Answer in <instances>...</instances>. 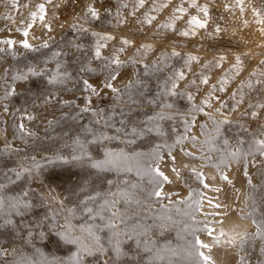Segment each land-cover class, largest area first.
<instances>
[{"label": "rangeland", "instance_id": "rangeland-1", "mask_svg": "<svg viewBox=\"0 0 264 264\" xmlns=\"http://www.w3.org/2000/svg\"><path fill=\"white\" fill-rule=\"evenodd\" d=\"M44 2L45 0H0V40L10 38L16 42L15 49L8 45H0V49H3L0 51V183L4 184V188L0 191L11 198L27 190L29 198L34 203L43 192L48 197V203L51 204V208H48L37 203L33 214L25 218V223L35 221L37 217L42 218L46 213L50 216L58 209L55 201L51 199L52 195H55L56 199H65L66 206L72 208L78 198L83 199L88 194L105 195L109 189L115 191L113 185L97 183L94 186L95 191L92 186H89L85 192L77 189L78 195L71 196L68 190L76 186L83 170L73 164H64L55 160L57 155H68L75 151L73 139L82 134L80 125H91L95 117L89 112L79 114V120L72 119L69 114L74 113V109L65 107L55 100L45 104L43 98L52 91L59 100H68L82 108L85 97L89 95L82 86L69 83L65 91H60L59 86L45 87L43 77L30 78L24 87H20L21 82L11 79L17 70H25L26 66L44 65L54 69L53 54L68 49L69 41L76 40L74 30L67 25L77 18L85 28L89 29L88 33L80 35L78 42L89 48L97 39L91 35L93 31L116 37L115 40L101 41L108 44L106 49H102V54L105 56L114 54L120 47L119 41L123 38L134 42L124 46L125 51L120 54V58L121 60L134 58L140 63L120 69L122 75L115 82L116 87L120 89H123L130 79L135 78L137 71L143 73L144 64L149 66V75L143 79L148 85L147 90L152 94L158 91V83L163 82L166 76L174 77L176 72L184 71L187 79L178 81L177 91L190 93L194 100L189 101L184 95L172 97L171 100L174 102L176 111L189 118L195 117L196 124L191 127V134L201 141L205 138L201 125H206L210 132L214 131V128L211 119L204 113L195 111L193 105L197 108H205L206 112L219 119L216 109H222L228 113L233 105L239 104L237 111L229 113L233 123L226 126L225 135L231 142L229 150L235 146L236 139H243L245 144L242 147L247 151L253 134L260 137V133L264 132V109L251 107L264 104V83L256 84L257 80L264 81V23L259 22L264 19V0H243L245 9L243 12L236 6V0H196V3L200 5L210 4V19L207 28L200 29L196 36L188 37L179 35L181 31L188 29L187 21L194 15L203 17L197 8L190 7L192 0H145L143 7L138 6V0H95L101 12L99 22L89 21L84 16L87 5L93 0H53L52 4L46 5L48 14L45 19V23L52 25V31L47 32L37 20L35 26L30 28L28 36L29 43L39 46L47 40L49 47L39 48L38 51L21 48L20 41L24 39L21 30L31 23L30 13L37 10L36 6L39 3ZM56 4L60 6L55 7ZM125 4L127 8L123 7ZM165 4L167 7L163 6ZM180 5L187 10L186 13L175 11ZM105 8L113 13L119 12L120 18L126 19V23L118 24L115 16L105 17ZM253 9L259 10L262 15L257 17ZM132 12H135L134 16L131 15ZM175 16L181 17L174 21L176 31L162 27L171 23ZM150 17H155L151 25L146 22L141 23ZM244 21H247V24ZM217 25L221 29L220 33L210 36L209 34L213 33ZM144 45L149 47H142ZM173 51L181 55L172 56ZM189 55L199 57V60L189 61L187 60ZM237 56L242 61L239 71L233 67L237 64ZM220 57H224L220 61L222 66L217 67L215 64ZM61 59L71 65L77 63L76 59L70 57H61ZM45 61L50 63L45 65ZM92 66L95 67V63ZM204 76L208 77L207 84H202L198 78ZM84 79H89L94 85L97 83L95 76H85ZM193 79L197 80L198 87H193L189 83ZM250 83L251 86H249ZM10 88H14L15 93L6 97L5 93ZM221 88L224 90L221 91ZM216 97L219 99H215ZM92 99V107L102 109L104 117L113 116L112 110H117L113 123L122 118L119 109L124 108L127 111L126 105L117 101L110 92L105 95L103 101L98 100L94 95ZM205 100L209 101L210 107L204 105ZM241 100L243 103H239ZM5 106L8 108L7 113L3 110ZM253 110L258 113L256 117L247 114ZM150 111L151 109L143 107L139 110L133 107L131 119H142L145 113ZM26 115L34 116L35 119L22 120L21 118ZM21 122L26 129L23 133L18 127ZM173 126L178 132L183 131L179 120L164 122L165 129L170 132L169 143L174 138V134L170 131ZM155 142L160 141L156 138ZM137 143L143 145L138 150L147 152L152 141ZM184 146L196 152L190 141H186ZM109 147L118 149L124 145L113 141ZM87 151L91 152L94 158H102V153L98 151L96 145H88ZM177 153H179L178 148L173 154ZM32 156H35L36 160L43 165L40 181L28 177L16 179L12 170H18L24 165L31 166L33 161L29 158ZM46 158H51V162ZM165 159L167 160V157ZM177 162L181 170L180 178L171 172L170 162L161 165L162 170L172 180V183H165L163 186L164 192L170 194V199L157 200L153 197L146 200L144 206L139 209L138 219L153 227L152 240L155 248L160 250V258L150 257L146 264H205L196 256V248L199 247L195 245L196 237L211 246V251L201 249L205 255L211 257L207 264H264V251H262L264 240L256 235L258 226L264 227V157L256 153L255 156L233 162L229 168L221 165L220 169L228 176V181L222 178L220 171L216 168L201 167L199 160H191L182 153L177 155ZM184 164H190L202 170L211 187L203 188V185L183 168ZM104 175L114 181L117 175L121 179H127L130 182L129 188L133 184L138 185L139 187L132 189L138 194L149 187L148 177L138 176L135 167L131 172L120 174L109 172ZM41 181L44 189L40 187ZM202 194L206 195V199L201 212L197 210V201ZM140 198L143 200L144 196L140 195ZM69 199L73 203H68ZM207 199L220 203L222 207L209 206ZM8 211L7 207L0 209V213ZM208 213H219V215H208ZM229 216L235 217L237 221H240H238L239 224L241 223L239 225L241 231L239 228L237 233L249 234L243 246H239L238 240L237 244L227 242L228 238L236 234L228 235L222 228L225 218ZM205 221L210 227L217 229L214 235L221 229L226 233V236L220 237L219 243H215L206 232L196 231L203 228ZM80 222L78 212L72 223ZM159 225H163L162 230ZM221 239L225 242L224 244H221ZM0 247L8 251L18 248L25 257L39 261L40 264H46L54 258L68 261L75 250L74 246L63 244L57 246L53 236L52 239L36 242V247L40 249V253H43L41 255L35 252L31 245L22 244L18 234L8 230H0ZM155 255L154 252L152 257ZM11 261V255L0 258L2 264H11Z\"/></svg>", "mask_w": 264, "mask_h": 264}, {"label": "snow or ice", "instance_id": "snow-or-ice-1", "mask_svg": "<svg viewBox=\"0 0 264 264\" xmlns=\"http://www.w3.org/2000/svg\"><path fill=\"white\" fill-rule=\"evenodd\" d=\"M145 0H138V6L143 7ZM53 0H45L44 3H39L36 6V11L30 13L31 23L26 26L22 31L24 37L20 41V47L29 51H38L39 48H48L49 44L47 40H44L41 45L35 46L29 43L28 36L32 26H35L36 21L43 25L47 32L52 31V25L45 23L46 16L48 14V8L46 5L52 4ZM27 6V5H25ZM56 4L55 7H59ZM167 7V4L163 5ZM236 6L243 12V0H236ZM127 8V5H123ZM190 7L197 8L199 13L203 14V17L199 15L191 16L187 21L188 29H185L179 33V35L188 37L196 36L200 29L208 27V21L210 19V4H197L196 0H192ZM230 8L231 6H226ZM177 13H186V9L180 5L177 6ZM254 14L259 17L262 13L259 10L253 9ZM104 15L115 16L118 24L126 23V19L120 18V13H113L110 9H104ZM131 15H135L132 12ZM85 18L89 21L99 22L101 21V12L96 6L95 0L87 5V12L84 14ZM181 17L175 16L172 18V22L163 25L162 27L176 31L175 19ZM11 19V17H9ZM155 17H150L146 21L141 23H147L151 25L152 20ZM260 23H264V19L259 20ZM23 23V22H22ZM247 24V21H244ZM65 27V25H61ZM70 29L74 30L76 40L69 41V48L66 50L58 51L53 54L55 61L54 69H49L44 65L26 66L25 70H17L12 75L11 79L19 81L20 87H24L33 77H43L44 86L60 87V91H65L66 86L69 83L73 85L82 86L83 90L89 95L85 97L84 107L73 104L68 100H59L57 95L52 91L43 98L45 104H50L52 101H57L63 104L65 107L74 109V113H70L69 116L72 119L79 120L81 113H92L95 117L91 125H80L82 134L77 135L73 139V146L75 151L68 155H57L55 160H58L64 164H73L76 167L82 169L78 183L73 189L68 190L71 196H77V189L80 192H85L89 186H94L97 183H106L113 185L115 191L109 189L108 193L101 195L100 193L88 194L83 199H79L75 203V206L68 208L65 204V199H56L55 195L51 196V199L55 201L58 209L50 216L46 213L42 218L37 217L35 221L25 223V218L30 214H33V210L37 206V203L42 204L48 208H51V204L48 203V197L43 192L37 197V201L34 203L29 198V192L27 190L22 191L15 197H7L2 191H0V209L7 207L9 209L6 213H0V230H8L14 234H18L19 240L24 245H31L35 252L40 253V249L36 247V242L39 240L52 239L55 237V243L57 246L68 245L74 246L75 250L72 252L68 261L54 258L51 261H47L46 264H146V261L151 257L153 259L160 258V250L155 248V243L152 240L154 235L153 227L142 222L138 219L139 209L144 206L146 200H150L155 197L157 200L168 198L170 194H167L163 190L165 183H172V180L162 170L161 165L170 162L171 172L175 174L177 178L181 177V170L178 166L177 155L182 153L183 156L190 158L191 160H199L201 167H214L220 171V175L225 181H228V176L224 174L220 166L225 168L231 167L233 162H238L241 159H246L248 156H255L258 153L261 157H264V132L260 133V137L253 134L251 145L248 150L242 147L245 144L243 139H236V144L229 150L231 142L226 137V126H229L233 121L229 118V113L238 110L239 104L233 105L229 112L226 113L222 109H216V114L220 117L216 119L212 114L205 111L203 107L193 108L195 111L204 113L211 119L214 131H209L206 125H201L202 134L204 140L201 141L197 136L191 134V127L196 124L195 117H187L175 110L172 97L186 96L189 101H193L194 97L190 93L178 92L179 80L187 79L184 71H178L175 76H166L163 82L158 83L156 91L152 94L148 91V85L145 84L143 77L149 75V66L143 65V73L137 71L135 78L130 79L128 83L124 85L123 89L116 87L115 82L121 77L122 73L120 69L127 68L128 65H137L140 61L134 58L129 60H121L120 54L125 51L126 45H130L134 42L127 38H123L119 41L120 47L116 49L115 53H110L105 56L102 54V49L108 47L107 43L101 41L115 40L116 37L110 34L102 35L99 32H91V35L97 37L94 45L89 48L82 43H79L80 35L88 33L89 29L85 28L82 23L79 22V18L67 25ZM221 29L217 25L213 33L209 35L220 33ZM0 45H8L10 48L15 49L16 42L12 39L0 40ZM142 47H149L144 45ZM3 51V49H0ZM172 56H180L179 52L173 51ZM61 57H70L76 59L77 63L71 65ZM224 57H220L216 61L215 66H222L220 61ZM189 61H198L199 57L189 55L187 57ZM237 64L233 65L237 71L240 70L239 65L242 63L239 56L236 57ZM50 61H45V65ZM95 63V67L92 64ZM155 68V65H153ZM158 71V69H157ZM85 76H95L97 83L94 85L90 83L89 79H84ZM202 84L208 83V77H198ZM193 87H198L197 80L193 79L189 82ZM264 81L257 80L256 84H262ZM251 86V83L250 85ZM215 87V86H213ZM221 91L224 89L221 88ZM112 93L117 101L124 103L127 107V111L124 108L119 109L120 116L122 117L116 123H113L115 118V112L113 109V116L104 117L102 115V109H94L93 95L100 101L104 100L107 93ZM15 93L14 88H10L6 91L5 96H11ZM215 99H219L216 97ZM204 105L210 107L208 100L203 101ZM239 103H243L241 100ZM135 107L139 110L141 107L151 109L150 112H146L144 118L138 120H132L133 115L132 108ZM253 109H264V104H257L251 106ZM4 112H8L7 106L4 107ZM252 117H256L258 113L253 110L247 113ZM23 119H35L34 116L26 115ZM179 120L183 126V131L178 132L173 126L170 131L174 134L172 142L169 143L170 132L165 129L164 122H171ZM99 126V127H97ZM238 127H242L237 125ZM20 131L23 133L26 131L24 124L21 122L18 125ZM248 131V129H245ZM31 135V133H28ZM159 139V143L155 142V139ZM152 143L149 146V151L144 152L138 150L143 145H138V141ZM113 141L119 142L124 145L122 148L109 147ZM186 141H190L196 152L188 150L184 144ZM219 142V143H218ZM88 145H96L99 152L102 153V158H94L92 153L87 151ZM179 149V153L173 154ZM254 149V150H253ZM167 157V160L165 159ZM43 158V157H42ZM33 163L31 166L24 165L19 169H13L16 179L22 177H28L35 181H40L43 165L36 160L35 156L29 158ZM49 159L51 162V158ZM135 162V163H133ZM254 162V161H253ZM135 167L137 175L143 178L148 177L149 187L142 193H137L132 189L139 187L136 184L131 185L127 179H121L117 175L116 180L109 179L106 173H127L133 171ZM183 168L199 181L203 188L209 189L211 186L207 183V177H205L202 170H198L196 166L190 164H184ZM187 183V181H185ZM41 189H44V184L40 182ZM4 188V184L0 183V190ZM46 191H51L46 189ZM219 191V189H215ZM140 195L144 196L142 200ZM191 198V197H189ZM206 199V195H201L197 201V210L203 211V203ZM68 203H73L71 199ZM209 206L213 208H220V203L214 202L212 199H207ZM80 213V223L73 224L72 220L76 218L77 213ZM208 215H219V213H208ZM19 217L20 219H16ZM63 221V222H61ZM217 223H221L217 221ZM255 223V221H253ZM161 230L163 225H159ZM196 231H204L215 243H219L220 237L226 236V233L221 229L218 234L217 229L210 227L208 222H204L202 229ZM103 234V236L101 235ZM256 235L260 236L264 240V227L258 226ZM249 234L236 233L234 236L227 239L229 244H237L243 246ZM196 256L199 257L205 264L211 260V257L205 255L201 249H208L211 251V246L204 241H201L199 237L195 238ZM264 251V249H262ZM156 253L155 257H152L153 253ZM43 255V253H40ZM12 256L11 264H40L39 261L30 260L25 257L21 250L18 248H12L11 251L0 247V258H7ZM19 257V259H17ZM243 260V257H241ZM2 264V262H0Z\"/></svg>", "mask_w": 264, "mask_h": 264}, {"label": "bare ground", "instance_id": "bare-ground-1", "mask_svg": "<svg viewBox=\"0 0 264 264\" xmlns=\"http://www.w3.org/2000/svg\"><path fill=\"white\" fill-rule=\"evenodd\" d=\"M239 221V220H238ZM237 221V219L235 218V217H232V216H229V217H227V218H225V222H224V224H223V227L222 228H224V230L226 231V233L228 234V235H231V234H233V233H237L238 232V230H239V228H240V224H239V222ZM239 231H241V228H240V230ZM223 239V238H222ZM221 239V240H222ZM223 240H225V239H223ZM221 241V244H224L225 242L224 241ZM226 241V240H225ZM223 242V243H222ZM218 247H219V245H217ZM216 246V247H217ZM224 247H225V245H223ZM221 247V246H220ZM223 248V247H222ZM221 248V249H222ZM220 249V250H221ZM223 250V249H222ZM226 252H228V251H226ZM222 253V252H221Z\"/></svg>", "mask_w": 264, "mask_h": 264}]
</instances>
